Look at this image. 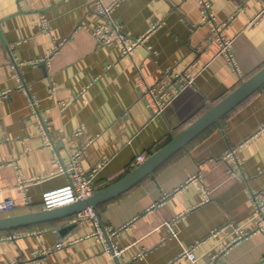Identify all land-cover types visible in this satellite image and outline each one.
Returning <instances> with one entry per match:
<instances>
[{"label":"crops","instance_id":"crops-1","mask_svg":"<svg viewBox=\"0 0 264 264\" xmlns=\"http://www.w3.org/2000/svg\"><path fill=\"white\" fill-rule=\"evenodd\" d=\"M102 1L116 2L112 18L127 35H148L133 54H124L118 40L105 45L93 36L108 22L98 0H0V92L10 91L0 97V201L16 202L0 216L43 209V192L69 181L60 166L81 149L86 171L106 160L96 189L116 181L137 166V156L165 145L264 66V0H211L213 16L230 19L221 30L241 72L217 41L207 42L211 26L199 1ZM196 58L201 69L194 84L155 114L138 79L176 87V72ZM22 83L39 100L51 143ZM237 146V162L223 159ZM192 176L201 182L186 184ZM255 189L264 191V86L153 175L100 204L104 227L120 229L112 236L124 248L119 263L93 234V221L72 216L0 237V264H194L174 259L192 246L200 264L213 256L216 264H264ZM239 225L251 234L220 253Z\"/></svg>","mask_w":264,"mask_h":264},{"label":"built area","instance_id":"built-area-1","mask_svg":"<svg viewBox=\"0 0 264 264\" xmlns=\"http://www.w3.org/2000/svg\"><path fill=\"white\" fill-rule=\"evenodd\" d=\"M199 1L202 8V16L211 26L210 36L207 38V42H211L212 40L217 41L219 44V51L224 55L227 59L230 67L236 71L241 72L239 64L237 62L235 53L232 50V40L227 38L222 32V28L228 24L230 19H226L223 21L217 20L211 11L212 2L211 0H197ZM116 6V2H112V4H106L102 0H98L97 11L100 15L106 17L108 19L107 23L96 26L93 31V36L96 37L99 43L105 45H111L114 41L118 40L122 46V51L126 55L133 54V51L144 45L148 35L140 36V37H132L127 35L123 31V27L120 23L115 21L112 18V11ZM43 27L46 31L48 29V21L45 18L42 19ZM251 23L256 24L257 19H253ZM157 26V23H153L151 29H154ZM202 49V46L197 50ZM200 62L199 58L188 63L187 67L183 72H176V78L178 81V85L170 86L167 84H158L152 85L145 80L144 77H140L138 79V84L142 88L143 95L147 98L148 101L153 105L155 114H161L167 107L169 101L174 97V95L188 86H192L196 79V76L200 72ZM20 87L27 93L30 101L31 107L34 109L35 116L38 120V125L40 130L48 136V125L45 122V118L39 110L38 107V98L35 94H32L30 90L22 83ZM9 90H4L0 92V97L7 96L9 94ZM82 129L78 130L77 134H81ZM47 141L50 142L49 136L47 137ZM55 155H57V151H55ZM82 156V149L76 151L72 156V160L69 163L61 164L60 170L62 172H66L69 176V181L65 183V185L50 188L43 192V209L48 210L52 208L62 207L65 204H69L72 202H76L81 200L89 195L93 194L96 190L95 186V177L99 172V169L103 167L106 160L100 161L95 167L90 169L89 171L84 170L81 167L80 160ZM137 165L144 162L148 156L146 154H142L137 156ZM223 159L238 161V146L234 148L228 149L224 155ZM200 176H192L190 177L186 184H191L193 182H201ZM204 189L203 187H200ZM206 190V189H204ZM251 201L255 207L256 215L255 218L264 222V191L255 189L250 193ZM210 199L208 195L206 200ZM26 203L30 202L29 196H25ZM16 206V202L14 199H7L0 201V213H11ZM91 219L96 227L95 232L93 233L98 240H103L106 242V254L108 255L110 260H119L123 255L124 248L117 246L112 241V236L118 233V230H109L107 227H104L102 224V220L99 216V211L88 207L83 209L82 212H79L74 215V221L81 222L83 219ZM125 226V225H124ZM124 227H121V229ZM224 228V227H223ZM259 230L264 232V225L259 228ZM220 230L215 231L213 234H217ZM234 236L229 240L227 245L220 250V253L226 251L229 246L234 243L239 242V240L249 234L251 232L246 231L242 226H234ZM175 233V231H174ZM17 234H0L1 238H14ZM59 247H62V243H58ZM141 255L145 254L144 252L140 253ZM175 260L180 261L183 259H190L194 264H200L198 256L195 252V247H189L187 250L179 253L174 257ZM205 264H216L215 256L213 259Z\"/></svg>","mask_w":264,"mask_h":264},{"label":"water","instance_id":"water-1","mask_svg":"<svg viewBox=\"0 0 264 264\" xmlns=\"http://www.w3.org/2000/svg\"><path fill=\"white\" fill-rule=\"evenodd\" d=\"M263 86L264 66L252 74L250 78L240 83L234 91L220 99L217 104L210 105L209 109L197 118L196 121L185 127L178 134H175L165 145L150 153L144 162L135 166L116 181L100 189H96L88 197L65 204L62 207L48 210H31L24 213L0 216V231H12L15 228L64 220L82 212L83 209L88 207L97 210L100 204L116 198L118 195L133 188L134 185L153 175L154 171L166 163L174 154L185 149L202 132L215 124H219L222 117ZM115 261L119 263L118 260Z\"/></svg>","mask_w":264,"mask_h":264},{"label":"trees","instance_id":"trees-1","mask_svg":"<svg viewBox=\"0 0 264 264\" xmlns=\"http://www.w3.org/2000/svg\"><path fill=\"white\" fill-rule=\"evenodd\" d=\"M214 126V125H213ZM212 127V126H211ZM194 141V140H193ZM190 144V143H189ZM184 150V149H183ZM152 153V152H151ZM165 164V163H164ZM150 177V176H149ZM72 217V216H71ZM53 222V221H50V223ZM43 224H49V223H43ZM43 224H35V225H31V226H27V227H20V228H15L14 230L12 231H0V234H12L16 231H20V230H25V229H28V228H31L33 226H40V225H43Z\"/></svg>","mask_w":264,"mask_h":264}]
</instances>
